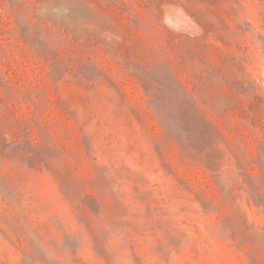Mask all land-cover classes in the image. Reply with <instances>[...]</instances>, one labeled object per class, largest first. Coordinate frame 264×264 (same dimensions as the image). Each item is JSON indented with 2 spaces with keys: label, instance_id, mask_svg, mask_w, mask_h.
<instances>
[{
  "label": "rangeland",
  "instance_id": "374dc122",
  "mask_svg": "<svg viewBox=\"0 0 264 264\" xmlns=\"http://www.w3.org/2000/svg\"><path fill=\"white\" fill-rule=\"evenodd\" d=\"M0 264H264V0H0Z\"/></svg>",
  "mask_w": 264,
  "mask_h": 264
}]
</instances>
